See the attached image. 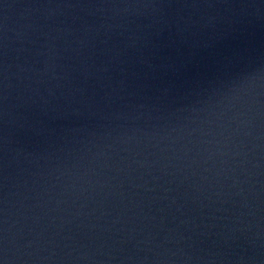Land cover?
Returning a JSON list of instances; mask_svg holds the SVG:
<instances>
[{"label":"water","instance_id":"1","mask_svg":"<svg viewBox=\"0 0 264 264\" xmlns=\"http://www.w3.org/2000/svg\"><path fill=\"white\" fill-rule=\"evenodd\" d=\"M0 264H264V0L0 52Z\"/></svg>","mask_w":264,"mask_h":264}]
</instances>
